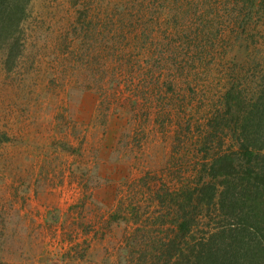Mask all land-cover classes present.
<instances>
[{"label":"rangeland","instance_id":"rangeland-1","mask_svg":"<svg viewBox=\"0 0 264 264\" xmlns=\"http://www.w3.org/2000/svg\"><path fill=\"white\" fill-rule=\"evenodd\" d=\"M11 1L0 264H164L228 223L185 193L264 127V0Z\"/></svg>","mask_w":264,"mask_h":264},{"label":"trees","instance_id":"trees-1","mask_svg":"<svg viewBox=\"0 0 264 264\" xmlns=\"http://www.w3.org/2000/svg\"><path fill=\"white\" fill-rule=\"evenodd\" d=\"M16 3L0 0V48L19 18ZM258 102H263L264 114V86ZM237 138L234 155L241 161L230 158V154L219 155L204 167L206 179L195 185L194 192L185 193L189 198L194 195L201 208L217 207L228 223L199 237L192 234L198 215L184 217L177 233L183 238L191 234L190 240L172 241L168 254L162 253L164 264H264V127L245 126L243 135ZM214 179H220V184Z\"/></svg>","mask_w":264,"mask_h":264}]
</instances>
